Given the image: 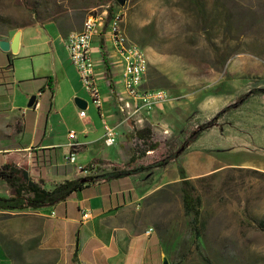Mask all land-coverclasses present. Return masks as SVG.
<instances>
[{
	"label": "rangeland",
	"instance_id": "obj_1",
	"mask_svg": "<svg viewBox=\"0 0 264 264\" xmlns=\"http://www.w3.org/2000/svg\"><path fill=\"white\" fill-rule=\"evenodd\" d=\"M108 7L121 13L128 40L146 53L143 87L175 98L162 105L172 114L158 115L151 127L159 143L154 159L185 148L193 132L213 121L185 150L210 160L206 173H189L201 199L202 249L196 250L179 184L172 185L150 202L163 257L169 264H206L202 256L209 264H264V0H0V36L36 22L79 32L89 13ZM9 237L0 264L58 259L37 243Z\"/></svg>",
	"mask_w": 264,
	"mask_h": 264
},
{
	"label": "crops",
	"instance_id": "obj_2",
	"mask_svg": "<svg viewBox=\"0 0 264 264\" xmlns=\"http://www.w3.org/2000/svg\"><path fill=\"white\" fill-rule=\"evenodd\" d=\"M17 31V52L0 51V167L11 164L30 182L51 191L66 180L90 176L78 166L97 163L105 168L139 169L159 161L154 159L156 150L130 165V141L134 129L149 127L152 131L158 115L172 112H164L160 106L149 115H141L140 121H124L118 97L124 99L126 111L130 107L123 88V64L105 28H98L92 39L100 108L81 94L87 91L66 46L73 30H64L54 22H36L11 30L0 40L10 42ZM32 95L37 100L27 107ZM75 97L87 100V107L78 108ZM80 111L85 112L84 117L79 116ZM104 122L116 127V142L110 146L103 142ZM232 128H236L234 124ZM69 131L76 133L80 143L72 164L65 160ZM199 139H190L185 148L178 147L162 166L137 170L120 179L85 181L83 190L53 206L0 210L1 255L2 241L10 236L16 238L14 241L30 240L46 251L57 252L55 264H162V245L150 202L163 195V188L179 184V168L187 179L209 171L205 170L210 161L205 155L197 154L195 148L185 154ZM190 172L198 174L189 176ZM13 196L12 188L0 180V197ZM85 213L89 215L86 219L82 217Z\"/></svg>",
	"mask_w": 264,
	"mask_h": 264
},
{
	"label": "built area",
	"instance_id": "obj_3",
	"mask_svg": "<svg viewBox=\"0 0 264 264\" xmlns=\"http://www.w3.org/2000/svg\"><path fill=\"white\" fill-rule=\"evenodd\" d=\"M108 9V8H107ZM101 14L89 13L83 22V27L79 32H72L66 38V46L70 60L75 66L79 77L88 92L96 108L102 106V96L95 80L94 62L92 59V39L98 28H105L111 39L114 52L120 57L123 64L122 81L125 96L129 102V110H125V103L122 97L118 100L122 102L120 111L124 113V121L142 120L141 115H149L157 107L172 103L175 98L169 96L166 91L156 89L154 93H147V88L143 87L145 76L148 70V60L145 51L138 44L128 40L121 28L122 15L114 11L107 25V11ZM127 43H134V50H127ZM264 63V62H263ZM132 102V104H130ZM80 117L85 116L84 111L79 112ZM117 131L115 126L104 122L103 142L105 145H113L116 142ZM68 153L65 160L68 164L75 161L76 151L80 147L74 131L68 133ZM99 168H105L101 164H93L87 168L78 166V170L87 175L96 174ZM84 219L89 217L88 213L82 215Z\"/></svg>",
	"mask_w": 264,
	"mask_h": 264
},
{
	"label": "trees",
	"instance_id": "obj_4",
	"mask_svg": "<svg viewBox=\"0 0 264 264\" xmlns=\"http://www.w3.org/2000/svg\"><path fill=\"white\" fill-rule=\"evenodd\" d=\"M106 24L107 25L115 11L112 7L107 9ZM35 15V12H33ZM16 27L14 29H17ZM106 28V26H105ZM2 36H0L1 38ZM140 46V45H139ZM262 89H258L253 93H260ZM213 125V121L206 125H202L199 130L193 132L192 138H198L203 130ZM152 131L149 127L134 129V137L137 143L133 145L130 153V165L146 156L147 152L156 151L159 143L152 137ZM174 152L167 154L165 159L159 160L155 165L140 167L139 169H119L114 166L108 168H99L96 174L85 178L86 182H97L102 180L120 179L129 176L137 170H146L153 166H162L168 159L174 156ZM181 180L179 188L181 193V201L183 212L190 217V232L196 245V250L200 252L202 245L201 238V199L196 193V187L191 179L184 176V172L179 168ZM0 180L5 181L13 190L14 196L8 198L0 197V210L6 211H22L26 209H37L43 205L53 206L59 202H64L71 194L81 191L86 186L83 179L66 180L56 185L51 191L42 189L37 183L30 182L22 171L11 164H5L0 167ZM262 226L263 223L260 222ZM201 255V253H200ZM75 256V253L73 254ZM202 256V255H201ZM204 262L209 264L206 257Z\"/></svg>",
	"mask_w": 264,
	"mask_h": 264
},
{
	"label": "water",
	"instance_id": "obj_5",
	"mask_svg": "<svg viewBox=\"0 0 264 264\" xmlns=\"http://www.w3.org/2000/svg\"><path fill=\"white\" fill-rule=\"evenodd\" d=\"M118 2L121 5H123V0H118ZM19 37H20V31H17L10 42L3 39L0 40V51L3 52L10 51L11 53H16L19 44ZM36 100H37V96L32 95L28 101L27 107H32L35 104ZM74 103L80 109H85L87 107V101L79 97L74 98ZM85 181H86L85 179L82 180V182ZM162 264H169L168 259L166 257L162 258Z\"/></svg>",
	"mask_w": 264,
	"mask_h": 264
},
{
	"label": "bare ground",
	"instance_id": "obj_6",
	"mask_svg": "<svg viewBox=\"0 0 264 264\" xmlns=\"http://www.w3.org/2000/svg\"><path fill=\"white\" fill-rule=\"evenodd\" d=\"M127 50H134V43H127ZM155 90L156 89H147V93H154Z\"/></svg>",
	"mask_w": 264,
	"mask_h": 264
}]
</instances>
